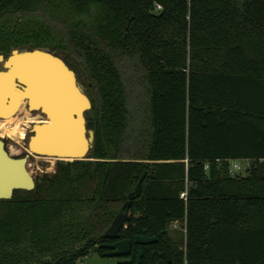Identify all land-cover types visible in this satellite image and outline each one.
<instances>
[{
  "label": "trees",
  "instance_id": "obj_1",
  "mask_svg": "<svg viewBox=\"0 0 264 264\" xmlns=\"http://www.w3.org/2000/svg\"><path fill=\"white\" fill-rule=\"evenodd\" d=\"M18 47L82 79L94 140L0 199V264L101 253L144 172L119 238L157 240L117 264H264V0H0V54Z\"/></svg>",
  "mask_w": 264,
  "mask_h": 264
},
{
  "label": "water",
  "instance_id": "obj_2",
  "mask_svg": "<svg viewBox=\"0 0 264 264\" xmlns=\"http://www.w3.org/2000/svg\"><path fill=\"white\" fill-rule=\"evenodd\" d=\"M34 52L46 55L43 68H40L42 72H38L37 77L42 76L45 81L51 79L53 83L57 79L60 81L62 93L67 95L73 104L70 106L71 119L69 120V125L67 121L59 122V115H56V111L49 113L48 108L44 107L42 102L35 101L33 98L31 100L30 94L33 95L34 93L23 94L21 99L25 100L26 107L31 109V112L39 111L43 119H49L50 121L48 123H32L27 139V152L21 157L11 155L5 147L4 140L0 137V199L11 198L14 190L17 189L31 190L34 188L35 178L27 169V159L31 154L65 160L87 158L91 154L94 131L87 128L85 119V111L90 108L91 102L84 85L78 80L75 71L69 67L62 57L46 48H13L7 55L0 54V62L3 66V69H0V76L13 70L11 68L16 62L20 67L16 68L17 71L15 70L10 78L12 84L16 89L22 90V92L28 90L27 79L23 75L28 71L27 77L34 82L36 81V79H33L34 76H32V68L36 67L39 59L35 58L36 55H30ZM23 53L27 56L19 58L18 62L13 61V56ZM20 59H25L26 63L22 64ZM28 63L35 65L30 66ZM20 70H24V74L20 73ZM34 85L36 86L37 84ZM145 173H142L134 189L128 193L127 200L124 202L125 210H121L114 216L103 233L105 238L112 241L97 244L98 248L104 249L101 252L102 255L126 256L131 253L133 243L148 244L157 240L155 236L147 235H136L133 240L130 238H119L121 228L129 220L128 208L131 201L140 194L141 181ZM141 256L142 250L139 249L135 264L141 263Z\"/></svg>",
  "mask_w": 264,
  "mask_h": 264
},
{
  "label": "bare ground",
  "instance_id": "obj_3",
  "mask_svg": "<svg viewBox=\"0 0 264 264\" xmlns=\"http://www.w3.org/2000/svg\"><path fill=\"white\" fill-rule=\"evenodd\" d=\"M30 55H36L35 58H38L39 60L36 64V67L34 66V68H32L33 71L32 76H34L33 79H36L35 82L31 78L27 77L28 71L26 66L25 68L27 72L25 71L26 72L25 74H24L25 68H23L24 69L23 71L20 70V73L24 74L23 76L27 79L28 90L22 92V90L16 89L10 79L12 74H14L13 72H15V70L17 71L16 68L20 67L18 63L15 62L16 65L14 64V66L11 68L13 70H10L9 73L0 76V114L4 116L0 118V134H6L8 136H13V137L16 136L19 137V139L25 136V130H23L24 128L22 129L21 127H19V121H16L14 125L11 124L12 121L14 120L11 117V114H13L16 108L19 106V102L24 93H28V94H30L31 92L34 93L33 95L30 94L31 100L33 98V100L35 101L42 102L44 104V107L48 108L49 113L56 111V115H59V122L67 121L68 125H69V120L71 119L70 106L73 105L69 97L62 93L60 87V81L58 79L56 80L55 83H53L51 79H47L45 81L42 78V76L37 77V73L42 72L40 68H43L46 55L38 52H34L33 54ZM25 56L27 55L24 53L17 54L15 55V57L13 56L14 58L12 57V59L13 61H17L19 58ZM20 61H22V64L26 63L25 59L22 60L20 59ZM28 65L33 66L35 64L28 63ZM34 84L37 85L35 86ZM29 90L31 91L29 92ZM21 104H23V102ZM30 110L31 109H29V112L31 113ZM38 117L40 116L38 115ZM49 121H50L49 119L37 118V119H33L32 123H41V122L48 123ZM49 158L53 159V157H49Z\"/></svg>",
  "mask_w": 264,
  "mask_h": 264
},
{
  "label": "rangeland",
  "instance_id": "obj_4",
  "mask_svg": "<svg viewBox=\"0 0 264 264\" xmlns=\"http://www.w3.org/2000/svg\"><path fill=\"white\" fill-rule=\"evenodd\" d=\"M0 69H3L1 62H0ZM79 81L81 82L82 79H80ZM21 105L23 106V108ZM21 105L13 114H11V117L14 119L11 124L14 125L16 121H19V127H21L22 129L24 128L23 130H25V136L19 139V137L16 136L13 137V136H8L6 134H0V137L5 142V147L7 151L11 155L17 157L24 156V154L27 152V139H28V135L30 134L29 129L32 125L33 119H37V118L43 119V116L40 112L32 111L30 113L25 109L26 108L25 100ZM38 115L40 117H38ZM55 161H56L55 158L51 159L47 156L31 154L27 159V169L30 171L33 177L36 178L38 175H41L43 173H52L55 169ZM179 228H180L179 223H171L170 225L171 230L179 229ZM123 258H124L123 256L102 255L97 250L92 249L89 251L87 255L81 257L80 264H117L118 261L123 260Z\"/></svg>",
  "mask_w": 264,
  "mask_h": 264
},
{
  "label": "built area",
  "instance_id": "obj_5",
  "mask_svg": "<svg viewBox=\"0 0 264 264\" xmlns=\"http://www.w3.org/2000/svg\"><path fill=\"white\" fill-rule=\"evenodd\" d=\"M156 7L160 8L161 6L157 4ZM205 167H207V164L205 165ZM246 168H247V159L232 158L229 160L228 171L231 175L244 174ZM181 195L183 196L184 193H182Z\"/></svg>",
  "mask_w": 264,
  "mask_h": 264
},
{
  "label": "flooded vegetation",
  "instance_id": "obj_6",
  "mask_svg": "<svg viewBox=\"0 0 264 264\" xmlns=\"http://www.w3.org/2000/svg\"><path fill=\"white\" fill-rule=\"evenodd\" d=\"M22 102H24L23 99L20 100V102H19V106L21 105ZM19 106L16 108V110L19 108ZM25 109H26L27 111H29V108L26 107ZM16 110H15V111H16ZM15 111H14V112H15ZM0 116H3V115L0 114ZM0 118H2V117H0ZM111 241H112V240H111Z\"/></svg>",
  "mask_w": 264,
  "mask_h": 264
}]
</instances>
